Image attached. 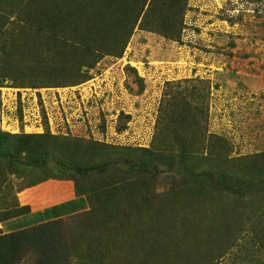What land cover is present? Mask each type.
Returning <instances> with one entry per match:
<instances>
[{"label": "trees", "instance_id": "obj_1", "mask_svg": "<svg viewBox=\"0 0 264 264\" xmlns=\"http://www.w3.org/2000/svg\"><path fill=\"white\" fill-rule=\"evenodd\" d=\"M186 1L0 0V85L83 83L103 57L123 55L138 24L179 38ZM180 95L161 106L154 148L85 139L65 147L70 140L51 132L0 131V223L32 217L0 234V264H219L247 201L257 206L264 247V151L232 156L225 138L208 133L202 95ZM10 173L33 174L29 186L72 179L77 197L43 212L17 205L5 213ZM161 174L168 189L158 192ZM63 207L75 213L58 216L69 212ZM74 224L81 236L70 232ZM200 249L210 255L201 262Z\"/></svg>", "mask_w": 264, "mask_h": 264}, {"label": "rangeland", "instance_id": "obj_2", "mask_svg": "<svg viewBox=\"0 0 264 264\" xmlns=\"http://www.w3.org/2000/svg\"><path fill=\"white\" fill-rule=\"evenodd\" d=\"M186 2L179 18V38L138 24L123 55L103 57L83 83L33 88L4 79L0 85V131L51 132L70 140L65 147L85 139L154 148L161 106L174 102L173 94L180 93L184 96L177 97L197 102L202 95L208 133L225 138L232 156L264 151V0ZM163 175L155 181L158 192L168 189ZM9 179L8 190L14 198L3 206L5 213L17 205L41 212L75 197L72 179L51 178L42 182L44 187L37 186L41 183L29 186L34 179L31 173H10ZM256 209L247 201L235 213L241 232L217 259L219 264H264V247L256 236L260 228L254 227ZM63 210L69 211L66 215L75 213ZM31 220L26 216L0 223V234ZM71 228L74 236L82 235L76 224ZM231 230L217 234L228 237ZM210 254L217 258V252ZM204 255L209 254L195 250L198 261Z\"/></svg>", "mask_w": 264, "mask_h": 264}, {"label": "crops", "instance_id": "obj_3", "mask_svg": "<svg viewBox=\"0 0 264 264\" xmlns=\"http://www.w3.org/2000/svg\"><path fill=\"white\" fill-rule=\"evenodd\" d=\"M37 186H42V187H44L45 185H43L42 183L40 184V185H37ZM72 189H73V191H74V194H75V197L73 198V199H69V200H66V201H63V202H60V203H57V204H54V205H51V206H49V207H52V206H55V205H59V204H62V203H64V202H67V201H70V200H74V199H76V191H75V189H74V187H72ZM46 209V208H45ZM45 209H42L41 210V212H43ZM65 214H67V212H60V213H58L57 215L58 216H63V215H65Z\"/></svg>", "mask_w": 264, "mask_h": 264}]
</instances>
